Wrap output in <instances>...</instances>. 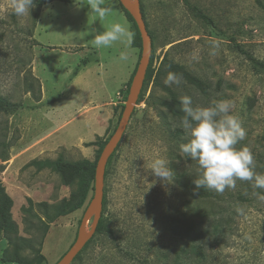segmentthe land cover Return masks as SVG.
I'll list each match as a JSON object with an SVG mask.
<instances>
[{
  "label": "rangeland",
  "instance_id": "1",
  "mask_svg": "<svg viewBox=\"0 0 264 264\" xmlns=\"http://www.w3.org/2000/svg\"><path fill=\"white\" fill-rule=\"evenodd\" d=\"M140 2L152 35L153 67L157 69L168 53L202 79L208 92L185 81L165 86L166 77L145 82L106 167L102 217L113 233L97 235L83 254L85 262L72 264H90L88 259L103 249L111 258L106 264H264V201L254 194L264 189L237 180L235 188L211 189L216 196L210 201L197 197L194 181L201 170L180 152V144L189 137L181 118L164 105L183 95L201 107L232 101L234 114L246 129L236 147L248 146L255 171L264 174V71L248 59L252 55L264 62V0ZM103 6L111 9L103 20L91 13L87 0H51L41 9L33 7L30 15L18 16L11 0H0V155L11 153L13 161L12 169L2 173L0 159V180L16 200L12 215L19 235L28 239L42 235L34 226L36 220L23 212L28 194L42 218L74 193L77 203L85 198L81 209L50 224L42 246L43 264H56L76 241L95 184L82 174L74 185L65 186L55 168L39 170L28 163L35 159L96 165L103 144L115 132L129 95L128 83L140 61L142 49L132 43L116 42L109 48L91 43L95 34L117 22L130 26L136 37L119 0H105ZM197 11L208 21L198 18ZM86 46L94 50L76 49ZM125 50L130 58L120 61ZM87 59L88 69L72 81ZM99 63L108 70V87ZM41 84L44 93L38 102ZM4 145L8 147L2 152ZM158 156L170 161L172 183L149 169ZM190 243L201 247L204 256L190 252ZM11 254L8 241L0 240V264H20ZM28 255L26 251L24 256Z\"/></svg>",
  "mask_w": 264,
  "mask_h": 264
},
{
  "label": "clouds",
  "instance_id": "2",
  "mask_svg": "<svg viewBox=\"0 0 264 264\" xmlns=\"http://www.w3.org/2000/svg\"><path fill=\"white\" fill-rule=\"evenodd\" d=\"M91 13L103 20L111 9L103 6L105 0H87ZM11 7L18 16L30 15L35 7V0H11ZM135 33L130 26L112 23L109 28L95 34L91 43L97 48H109L116 42L131 44ZM218 45L214 44L213 49ZM210 54L214 55L213 50ZM130 53L121 51L118 59L128 61ZM196 58L195 56L193 57ZM182 77L168 72L164 79L165 86L179 85ZM181 127L189 137L187 143L180 144V152L196 161L201 170L200 178L194 181L197 189L208 188L223 192L226 188H235L237 180L249 181L255 189H264V174L255 171L256 162L248 146L237 148L236 145L246 137V129L238 115L234 114L235 104L230 100L213 101L207 107L193 106L188 95L180 97ZM170 161L165 157L154 158L149 169L164 182H173L174 176L169 168ZM264 201V192L254 193Z\"/></svg>",
  "mask_w": 264,
  "mask_h": 264
},
{
  "label": "trees",
  "instance_id": "3",
  "mask_svg": "<svg viewBox=\"0 0 264 264\" xmlns=\"http://www.w3.org/2000/svg\"><path fill=\"white\" fill-rule=\"evenodd\" d=\"M51 0H35V6L38 8H42L44 5L50 3ZM122 6V5H121ZM123 8V7H122ZM125 15L129 22H131L136 30V37L132 42V47L133 48H141L142 49V39L141 35L139 32V29L137 27V24L135 23L134 19L132 16L123 8ZM143 12V10H142ZM196 16L202 20H207V17L203 15L201 12L197 11L195 13ZM144 16V13H143ZM145 19V16H144ZM146 21V20H145ZM147 25V23H146ZM148 28V26H147ZM149 34L151 35L150 31ZM152 36V35H151ZM142 54V52H141ZM141 58V56H140ZM249 61L254 65V67L260 71H264V62L256 59L252 55H248ZM153 61H154V50L152 52V57H151V63L149 66V69L147 71V76H146V81H157L161 79L162 77H166L168 72H174L179 74L182 79L181 81H185L187 84L199 89L203 93L208 92V85L200 79L198 76L193 75L191 72H189L184 66L179 65L175 63L173 60L169 58L168 53L165 54L161 64L159 67L156 69L153 67ZM138 67V65H137ZM137 67L128 83V89L130 90L131 84L133 77L136 73ZM41 88V85H40ZM128 90V94H129ZM170 93L172 91L170 89H167ZM174 95V94H173ZM42 99V89H41V95L40 98L38 99V102L41 101ZM1 98H0V104H2ZM164 105L170 110V112L176 116L182 119L184 113L181 111V105H180V100L175 98L173 99L172 102H165ZM124 108L122 109L120 116H119V121L115 127V131L119 125L120 119L122 117ZM114 134V133H113ZM110 139V138H109ZM109 139L103 144H107ZM1 144V143H0ZM90 145V144H89ZM88 145V146H89ZM8 145L3 146L2 152H5L6 148ZM188 158V157H187ZM0 159H2L3 162H6L10 159V154L8 155H0ZM190 159V158H189ZM29 165L31 166H36L39 170H43L46 168H55V170L59 173H61L63 177V184L65 186H71L74 185V183L77 181L78 178L82 174H86L90 177L91 181L95 184V175H96V167L97 164L94 166H91L88 162L84 163H77V164H65L64 161L58 160L56 162L50 161V160H45V161H40V160H34L32 161ZM3 169V167H2ZM2 171V170H1ZM93 190L95 191V185L93 187ZM195 194L197 197H199L203 201H210L213 199L216 195L215 192L212 191L211 189H208L206 187L197 189V187L194 189ZM85 203V198L79 203H77V196L76 194H72L70 199H64L60 205L55 207V210L52 214H47L45 218L40 217L37 213L34 212V202L32 199H28V207H23V212L25 213L26 217H30L32 219H35L36 222L34 223L35 228L39 229L42 231V235L40 236L39 239H34V238H24L19 235V227L16 223V221L13 219L12 215V210L14 207V200L13 198L8 194L6 191V187L4 186L3 182L0 180V240L5 239L8 241L10 251L12 252V256L16 258L14 260L15 262L18 261L20 264H43L45 262V257L42 254V246L44 243L45 236L48 232L50 224L54 223L58 218L63 217L68 215L69 213L81 209ZM106 233H113V231L109 230L107 225L105 224L103 217L101 218L98 228H97V233L93 237L91 241L88 242L86 247L83 249V251L78 255L76 260H80L85 262L83 258L84 252L87 250V248L90 246V244L94 241L95 237L102 236ZM191 235V233H188V237ZM191 244V243H190ZM189 244V245H190ZM188 245V246H189ZM190 249V250H189ZM189 251L190 252H196L195 254L204 256L201 247L194 246L191 244L189 246ZM188 250H185L186 253ZM26 251L30 252L31 255L24 256V253ZM189 253V252H188ZM93 255V254H92ZM108 253L104 249L101 250L98 254L91 256L88 259V262L90 264H106L107 260L109 259V256H107ZM75 260V261H76ZM111 260V258L109 259Z\"/></svg>",
  "mask_w": 264,
  "mask_h": 264
},
{
  "label": "water",
  "instance_id": "4",
  "mask_svg": "<svg viewBox=\"0 0 264 264\" xmlns=\"http://www.w3.org/2000/svg\"><path fill=\"white\" fill-rule=\"evenodd\" d=\"M119 2L137 24L142 39V54L132 80L127 102L119 125L114 134L110 137L98 160L95 175L94 196L81 221L77 239L72 247L56 264H72L86 247L88 242L91 241L97 233V228L103 215L106 167L111 156L115 153L122 141L133 112L135 111L151 63L153 42L143 16L140 0H119ZM90 221H92L91 228L87 231V225Z\"/></svg>",
  "mask_w": 264,
  "mask_h": 264
},
{
  "label": "crops",
  "instance_id": "5",
  "mask_svg": "<svg viewBox=\"0 0 264 264\" xmlns=\"http://www.w3.org/2000/svg\"><path fill=\"white\" fill-rule=\"evenodd\" d=\"M50 3H48V4H46V5H49ZM46 5H44L43 7H45ZM43 10V9H42ZM39 23H40V21H39ZM39 23H38V28H39ZM77 50L79 49L80 51H82V52H86V49L88 50L89 49V51H91V50H94L93 48H90V47H81V48H76ZM75 54H77V53H75ZM99 61H101V59H99ZM84 62V64L81 66V69L79 70V71H77V73H74V76H72V81H75L76 79H79L80 77H81V75L83 74V71H85L86 69H88V65L91 63V62H89V60L87 59V61L85 60V61H83ZM99 68L102 70V74H101V77L103 76V78H104V83H106V85H107V87H108V83H107V80H108V78H107V68H106V65H105V63H99ZM36 74V73H35ZM129 74V73H128ZM128 74L126 75V76H124L122 79H121V81H120V83H119V85L125 80V78H127V76H128ZM99 76V75H98ZM36 78L37 79H39L40 80V78H38V76H36ZM41 87H42V92L44 93V88H43V86H42V84H41ZM105 99H107V98H105ZM29 158H31V157H29ZM32 158H34V157H32ZM27 160V159H26ZM35 159H33V161H34ZM22 161H24V160H22ZM21 161V162H22ZM13 163V161H12V159H11V153H10V159L8 160V161H6V162H3L2 163V166H3V169H2V173H6L7 171H9L10 169H12V163ZM32 162V161H31ZM30 162V163H31ZM18 163H20V162H18ZM30 163H28V164H30ZM15 166H18V165H15ZM28 166H30V165H28ZM4 186H5V184H4ZM6 187V186H5ZM6 191L8 192V194L13 198V200H14V205L16 204V200H15V198H14V195H13V192H12V190L10 189V188H8V187H6ZM28 198L29 199H31L32 197H31V195H29L28 194ZM25 201V200H24ZM14 208V207H13Z\"/></svg>",
  "mask_w": 264,
  "mask_h": 264
}]
</instances>
